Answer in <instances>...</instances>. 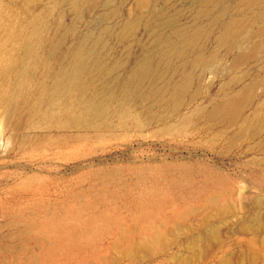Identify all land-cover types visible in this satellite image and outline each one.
Masks as SVG:
<instances>
[{
  "label": "rangeland",
  "instance_id": "374dc122",
  "mask_svg": "<svg viewBox=\"0 0 264 264\" xmlns=\"http://www.w3.org/2000/svg\"><path fill=\"white\" fill-rule=\"evenodd\" d=\"M1 247L264 264V0H0Z\"/></svg>",
  "mask_w": 264,
  "mask_h": 264
},
{
  "label": "bare ground",
  "instance_id": "6f19581e",
  "mask_svg": "<svg viewBox=\"0 0 264 264\" xmlns=\"http://www.w3.org/2000/svg\"><path fill=\"white\" fill-rule=\"evenodd\" d=\"M168 27V26H167ZM251 28V27H250ZM91 53V52H90ZM76 65V64H75ZM79 70H80V68H79ZM148 72V70L146 69V65H143V67L141 68V69H139V73L140 74H143V75H146V73ZM75 78V77H74ZM140 79V78H139ZM75 80V79H74ZM72 81V80H71ZM70 81V82H71ZM75 83V82H74ZM96 108H97V106H96ZM98 109V108H97ZM100 119V118H99ZM186 209H187V207H186ZM185 212V211H184ZM181 214V213H180ZM184 214V213H183ZM174 215V214H173ZM174 217V216H173ZM166 218V217H165ZM164 218V219H165ZM171 223V222H170ZM161 226V225H160ZM14 229V228H13ZM13 234H14V232H12ZM16 233V232H15ZM44 233V232H43ZM77 233V232H76ZM9 234H10V232H9ZM23 234V233H22ZM149 235V234H148ZM3 235H1V237H2ZM6 237V236H5ZM74 237V236H73ZM128 237V239H132V236L131 235H129V236H127ZM149 237V236H148ZM148 237H146V238H148ZM126 238V237H125ZM16 239H18V238H16ZM119 239V238H118ZM1 240H3L2 238H1ZM145 240V239H144ZM5 241V240H4ZM129 241V240H128ZM12 242V241H11ZM25 242H27L26 241V239H25ZM32 242V241H31ZM127 242V241H126ZM143 242V241H142ZM2 243V242H1ZM15 245V244H14ZM20 245V244H19ZM149 245V244H148ZM16 246H17V244H16ZM9 247V246H8ZM14 247V246H13ZM34 247V246H33ZM37 247H39V246H37ZM132 247V246H131ZM119 248V247H118ZM0 249H2L3 250V248L1 247ZM18 250V249H17ZM1 251V250H0ZM4 251V250H3ZM30 252V251H29ZM160 252V251H159ZM158 252V253H159ZM5 258V257H4ZM16 258H17V256H16ZM100 259V258H99ZM17 260V259H16ZM91 262V261H90ZM88 264H89V262H88Z\"/></svg>",
  "mask_w": 264,
  "mask_h": 264
}]
</instances>
